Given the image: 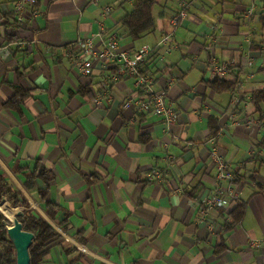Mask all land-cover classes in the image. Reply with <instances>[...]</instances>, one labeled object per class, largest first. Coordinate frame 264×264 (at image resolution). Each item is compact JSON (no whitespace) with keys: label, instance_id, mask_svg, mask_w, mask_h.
Instances as JSON below:
<instances>
[{"label":"crops","instance_id":"1","mask_svg":"<svg viewBox=\"0 0 264 264\" xmlns=\"http://www.w3.org/2000/svg\"><path fill=\"white\" fill-rule=\"evenodd\" d=\"M16 1L0 0V16L13 14ZM135 2L38 0L10 56L0 55V172L61 237L43 264H64V245L98 264H264V102L261 113L252 104L253 94L264 92V0H177L174 7V0H157L163 11L156 30L133 43L119 21ZM183 12L175 27L173 19ZM101 32L117 33L129 51L174 33L176 48L151 57L146 69L156 89H166L175 125L124 109L134 81L118 77L116 69L83 77L65 58L67 46ZM19 39L31 44L19 45ZM213 58L230 64L224 78L237 83L234 92L207 86L216 77ZM19 86L32 95L19 110L7 109ZM86 87L90 95L81 92ZM212 118L221 129L219 152L237 174L247 210L229 232L237 205L228 214L212 211L221 233L210 237L197 202L216 186L209 161ZM36 162L54 176L48 198L61 209L55 220L18 173ZM168 168L163 183L147 180ZM36 185L44 187L39 180ZM15 208L5 203L0 210L13 220L23 210ZM251 240L262 244L252 248Z\"/></svg>","mask_w":264,"mask_h":264},{"label":"built area","instance_id":"2","mask_svg":"<svg viewBox=\"0 0 264 264\" xmlns=\"http://www.w3.org/2000/svg\"><path fill=\"white\" fill-rule=\"evenodd\" d=\"M38 0H17L14 8V18L11 24L5 25L6 21L0 19V55L3 58L10 56V45L6 41V32L20 35L26 22L27 13L34 15ZM254 9L249 14L251 15ZM106 10V14L108 13ZM186 13H179L173 19V25L177 27ZM19 45H29L30 42L21 41ZM176 48L174 33L164 36L155 46L143 45L136 51H129L122 47L117 33H99L95 37L78 40L65 49L64 56L76 68L83 77H92L98 68L109 71L114 68L118 71L117 76L134 81L135 91L124 101L126 110H133L135 115L154 114L160 117L167 127H172L177 122L176 110L167 101V91L156 89L154 75L146 69L148 60L161 51L170 53ZM231 69L230 64L220 63L216 58L210 61V70L216 76L224 78ZM247 125L257 124L253 119H247ZM216 138L209 140V161L215 170L216 186L213 192L205 199L198 201L201 209V223L204 224L210 237L220 234L216 229L215 220L210 218L212 211L222 210L226 214L237 205L240 200L239 192L235 185L236 173L230 163L220 154ZM169 161H174L168 157ZM170 172L165 170L152 171L147 174V180L155 183H163L166 175ZM262 242L251 240L252 248L261 246Z\"/></svg>","mask_w":264,"mask_h":264},{"label":"trees","instance_id":"3","mask_svg":"<svg viewBox=\"0 0 264 264\" xmlns=\"http://www.w3.org/2000/svg\"><path fill=\"white\" fill-rule=\"evenodd\" d=\"M156 6L157 0H138L135 2L132 10L119 21V25L127 31L128 37L133 43L140 41L144 36L156 30V19L154 14ZM13 18V14L9 16H0V19L6 21V26L11 24ZM17 39V35L8 31L6 32V41L8 43H13ZM146 67L148 69V65ZM22 77L23 75H21V78ZM207 86L216 93H231L236 90L237 83L228 81L225 78L215 77L213 80L207 82ZM81 92L84 95L91 94L89 87L82 89ZM31 95L32 93L30 91L19 86L15 89L12 99H10L5 106L10 110H19L21 105ZM263 102L264 92H255L252 97V104L257 109V112H262L260 106ZM220 130L219 121L213 118L210 119L209 139L216 138ZM18 173L25 176L23 185L28 192L37 189L43 211L50 219L55 220L56 215L61 209L48 198L51 183L54 181L52 172L45 169L40 162H36L32 170L20 168ZM37 180L43 182V188L39 189L37 187ZM4 199L13 207H20L23 209L22 214L18 216V220L23 225L25 231L35 235L34 243L30 248L31 264H43L45 258L50 254L51 246L61 239L59 233L31 207L26 196L17 188L12 180L4 172H0V204ZM246 210V204L239 201L234 211L230 213L232 221L226 227L227 232L237 227V225L244 220ZM10 224L11 223L0 212V264H16V250L8 236L6 228L7 225ZM63 255L66 257V262L64 264H98L95 260L83 254L74 246L64 245Z\"/></svg>","mask_w":264,"mask_h":264},{"label":"water","instance_id":"4","mask_svg":"<svg viewBox=\"0 0 264 264\" xmlns=\"http://www.w3.org/2000/svg\"><path fill=\"white\" fill-rule=\"evenodd\" d=\"M8 204L12 209H18L10 205L5 199L0 204ZM5 218L11 223L7 225V232L16 250V264H31L30 248L32 247L35 235L23 229V225L18 220V216L22 214L18 211L13 220L9 219L2 210H0Z\"/></svg>","mask_w":264,"mask_h":264},{"label":"rangeland","instance_id":"5","mask_svg":"<svg viewBox=\"0 0 264 264\" xmlns=\"http://www.w3.org/2000/svg\"><path fill=\"white\" fill-rule=\"evenodd\" d=\"M137 1V0H136ZM177 2V0H174V2H173V7H174V5H175V3ZM170 6V5H169ZM170 8H171V6H170ZM163 11V9L160 7V6H156L155 7V11H154V14H155V18L157 19L158 18V14L160 13V12H162ZM158 20V19H157Z\"/></svg>","mask_w":264,"mask_h":264}]
</instances>
